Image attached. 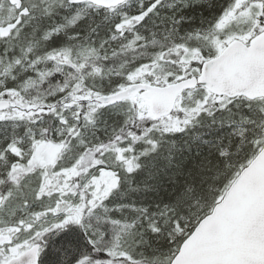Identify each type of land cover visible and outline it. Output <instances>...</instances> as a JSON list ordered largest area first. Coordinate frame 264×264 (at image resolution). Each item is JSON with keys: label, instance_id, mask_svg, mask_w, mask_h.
I'll use <instances>...</instances> for the list:
<instances>
[{"label": "snow or ice", "instance_id": "1", "mask_svg": "<svg viewBox=\"0 0 264 264\" xmlns=\"http://www.w3.org/2000/svg\"><path fill=\"white\" fill-rule=\"evenodd\" d=\"M0 264H264V0H0Z\"/></svg>", "mask_w": 264, "mask_h": 264}]
</instances>
